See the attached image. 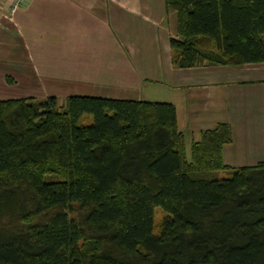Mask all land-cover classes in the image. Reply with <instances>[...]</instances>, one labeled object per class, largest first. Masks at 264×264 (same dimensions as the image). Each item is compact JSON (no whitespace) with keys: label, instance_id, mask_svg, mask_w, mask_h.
<instances>
[{"label":"trees","instance_id":"obj_1","mask_svg":"<svg viewBox=\"0 0 264 264\" xmlns=\"http://www.w3.org/2000/svg\"><path fill=\"white\" fill-rule=\"evenodd\" d=\"M164 2L178 65L264 61V0ZM230 140L218 124L188 161L171 103L0 100V264H264V161L224 165Z\"/></svg>","mask_w":264,"mask_h":264},{"label":"crops","instance_id":"obj_2","mask_svg":"<svg viewBox=\"0 0 264 264\" xmlns=\"http://www.w3.org/2000/svg\"><path fill=\"white\" fill-rule=\"evenodd\" d=\"M171 38L181 36L164 0H27L8 16L0 9V100L167 102L188 161L192 142L218 124L231 130L224 165L264 161V61L183 67ZM211 44L198 49L215 51Z\"/></svg>","mask_w":264,"mask_h":264},{"label":"rangeland","instance_id":"obj_3","mask_svg":"<svg viewBox=\"0 0 264 264\" xmlns=\"http://www.w3.org/2000/svg\"><path fill=\"white\" fill-rule=\"evenodd\" d=\"M203 42L204 44H207L206 41H203ZM86 116H88L86 118V121L90 122L91 121L90 115H86ZM229 175H230V172L227 170H218V171L213 172V177H227ZM53 178H56V177H53ZM72 215H75V213H72ZM164 217H165V213L159 207H156L154 209V231L155 232H158L160 230L161 222Z\"/></svg>","mask_w":264,"mask_h":264},{"label":"built area","instance_id":"obj_4","mask_svg":"<svg viewBox=\"0 0 264 264\" xmlns=\"http://www.w3.org/2000/svg\"><path fill=\"white\" fill-rule=\"evenodd\" d=\"M1 1V0H0ZM27 0H9V2L0 7L2 14L5 16L14 13L17 8L26 3Z\"/></svg>","mask_w":264,"mask_h":264}]
</instances>
